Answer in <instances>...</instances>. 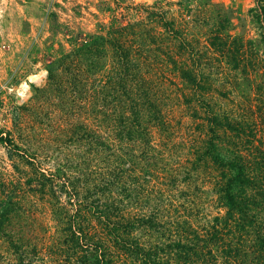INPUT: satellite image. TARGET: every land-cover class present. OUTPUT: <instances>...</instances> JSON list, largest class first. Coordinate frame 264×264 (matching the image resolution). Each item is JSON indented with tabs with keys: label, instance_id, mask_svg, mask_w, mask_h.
<instances>
[{
	"label": "trees",
	"instance_id": "trees-1",
	"mask_svg": "<svg viewBox=\"0 0 264 264\" xmlns=\"http://www.w3.org/2000/svg\"><path fill=\"white\" fill-rule=\"evenodd\" d=\"M154 7L145 19L114 16L106 33L82 36L48 68L50 82L75 96L88 86L105 130L89 128L85 168L39 170L52 221L31 250L40 264H264V0L249 10L259 38L230 32L220 18L208 44ZM212 61L252 80L244 104L216 99L231 101L240 78L230 74L223 86L204 70ZM166 72L183 82L199 120L186 155L171 139L167 85L176 82ZM156 128L166 133L160 142ZM209 191L222 212L207 209Z\"/></svg>",
	"mask_w": 264,
	"mask_h": 264
},
{
	"label": "rangeland",
	"instance_id": "rangeland-1",
	"mask_svg": "<svg viewBox=\"0 0 264 264\" xmlns=\"http://www.w3.org/2000/svg\"><path fill=\"white\" fill-rule=\"evenodd\" d=\"M255 3L256 0H0V136L10 137L13 142L0 141V264H40L39 253L31 250L35 244L41 246L43 229L52 221L48 202L39 190V170H54L59 162L71 165L72 172L80 162L85 168L90 156L89 128L97 125L99 130H105L103 111L99 102L95 104L88 96V86L75 96L69 85L65 89L50 82L48 68L52 62L72 51L82 36L106 33L114 16L145 19L146 6L164 10L178 28L202 44H208L220 18H228L230 32L257 39L259 29L249 12ZM222 65L226 64L212 61L204 70L214 71V78H222L223 86L227 84L225 77L236 74L240 86L229 93L231 101L217 93L216 99L230 106L232 101L244 104L253 94L252 80L229 67L221 71ZM165 76L176 82L167 85V109L178 133L171 139L180 142L175 152L186 155L190 134L199 120L191 116L193 111L184 103L183 82L169 72ZM215 83L221 90V83ZM153 132L158 142L166 136L157 128ZM195 132L200 133L197 129ZM207 197L209 212H222L211 199V191ZM7 206L12 208L8 212ZM10 236L18 239L19 248L10 244Z\"/></svg>",
	"mask_w": 264,
	"mask_h": 264
}]
</instances>
